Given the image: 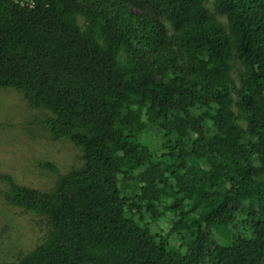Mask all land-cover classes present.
<instances>
[{"label":"trees","instance_id":"obj_1","mask_svg":"<svg viewBox=\"0 0 264 264\" xmlns=\"http://www.w3.org/2000/svg\"><path fill=\"white\" fill-rule=\"evenodd\" d=\"M5 88L81 153L0 264H264V0H0Z\"/></svg>","mask_w":264,"mask_h":264},{"label":"rangeland","instance_id":"obj_2","mask_svg":"<svg viewBox=\"0 0 264 264\" xmlns=\"http://www.w3.org/2000/svg\"><path fill=\"white\" fill-rule=\"evenodd\" d=\"M44 114L31 109L19 92L0 89V176L46 192L57 175L43 165L52 164L65 174L81 152L68 140H52L41 124ZM9 191V180L0 178V263L16 262L39 245L47 232L41 215L6 203Z\"/></svg>","mask_w":264,"mask_h":264}]
</instances>
